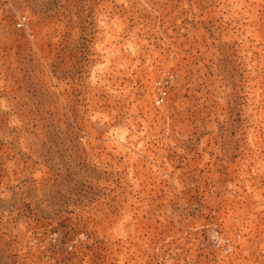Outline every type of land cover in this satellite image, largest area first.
I'll list each match as a JSON object with an SVG mask.
<instances>
[{
  "label": "rangeland",
  "instance_id": "374dc122",
  "mask_svg": "<svg viewBox=\"0 0 264 264\" xmlns=\"http://www.w3.org/2000/svg\"><path fill=\"white\" fill-rule=\"evenodd\" d=\"M0 28V264H264V0H0Z\"/></svg>",
  "mask_w": 264,
  "mask_h": 264
},
{
  "label": "built area",
  "instance_id": "2783aa9c",
  "mask_svg": "<svg viewBox=\"0 0 264 264\" xmlns=\"http://www.w3.org/2000/svg\"><path fill=\"white\" fill-rule=\"evenodd\" d=\"M15 25L18 28L24 29L28 27V16L26 14H22L18 17ZM1 28H0V32H1ZM167 91L164 89L163 86H159L158 87V95L156 97L155 103L157 105H161L164 102L165 99V95H166Z\"/></svg>",
  "mask_w": 264,
  "mask_h": 264
}]
</instances>
